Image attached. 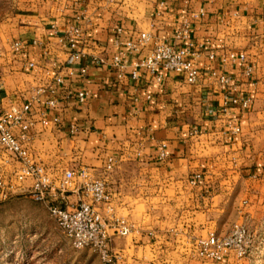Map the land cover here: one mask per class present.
Listing matches in <instances>:
<instances>
[{"label": "crops", "instance_id": "0c3cea01", "mask_svg": "<svg viewBox=\"0 0 264 264\" xmlns=\"http://www.w3.org/2000/svg\"><path fill=\"white\" fill-rule=\"evenodd\" d=\"M183 20L190 22V39L201 46L196 85L161 68L154 76L140 70L131 80L130 66L151 44L136 54L119 47L129 66L121 80L116 70L93 61L110 62L115 40H134L140 33L171 38ZM16 21L0 26L3 51L9 41L23 44L20 53L0 61V108L31 102V157L59 174L87 167L96 175L108 158L116 174L126 162L139 161L136 183L117 179L112 185L114 215L135 230L112 238L111 251L122 253L123 264H206L190 259L191 241L212 227L221 229L227 194L243 176L252 178L247 176L253 169L243 170L239 162L248 152L246 144L231 131L242 130L248 111L225 106L224 100L249 98L250 108L256 102L257 71L264 61V0H61L45 16ZM70 27L80 31L76 62L61 41ZM243 51L255 63L250 78L242 76L239 65L220 61L228 52ZM60 66H73V75L64 74L59 86L53 77ZM79 68H86L83 77ZM212 72L227 77L228 84L218 83ZM80 90L87 93L84 104L64 98ZM49 100L57 107L48 108ZM161 143L164 161L157 159ZM228 159L234 163L225 164ZM196 174L200 179L191 184ZM23 186L28 189L31 182ZM76 200L70 189L65 205Z\"/></svg>", "mask_w": 264, "mask_h": 264}, {"label": "built area", "instance_id": "2783aa9c", "mask_svg": "<svg viewBox=\"0 0 264 264\" xmlns=\"http://www.w3.org/2000/svg\"><path fill=\"white\" fill-rule=\"evenodd\" d=\"M59 3L61 0H53ZM196 18V15H192ZM191 25L188 20H183L178 30L171 38L156 39L148 33L138 34L134 40L120 42L114 41L115 53L110 62L104 58H93L99 65L107 64L116 70L119 80L126 76L129 69L127 63L122 59L119 47H124L132 53L145 52L149 44L150 49L140 60L130 66L129 73L131 80H136L140 70H145L149 75L154 76L158 68L180 75L187 85H196L199 78V71L196 67V60L200 57L201 46L195 45L190 39ZM119 32V30H118ZM80 35L77 28L70 27L64 31L61 41L70 50V58L76 62L80 54L75 52V42ZM23 44L19 40L7 42V52L0 48V61L5 60L6 55L20 53ZM209 61L214 56H207ZM222 64L239 65L242 68V76L250 78L252 67L247 63L246 55L243 52H228L221 60ZM33 68V64H28ZM79 75L83 77L86 68H79ZM73 75V66H60L54 74L53 81L56 85H63V75ZM218 83L228 84L225 76H216ZM157 81L160 77L157 76ZM41 90L37 91V94ZM65 99L74 98L76 103H85L87 93L80 90L74 94L67 93ZM230 103L233 107H239L246 111L250 107L249 98L225 96L224 105ZM55 100L47 101L48 108L57 107ZM31 102L20 105H11L7 111L0 108V203L6 201L16 193H26L33 201L45 205L49 216L52 218L58 230L69 240L74 250H91L98 258L100 264H113V253L110 243L114 237H126L134 229L124 218L114 215L113 195L103 179L96 178L87 169L77 172L72 170L64 171L60 176H55L52 171L33 160L30 155L28 144L30 142L29 130L32 123L29 121ZM74 128H70L73 133ZM235 134L237 128H232ZM165 144L161 143L157 150V159H167ZM115 163L111 158L105 161L103 172L111 173ZM200 179L196 174L190 181L195 184ZM29 180L31 186L25 189L23 183ZM70 189L77 197L76 203L66 206V194ZM55 205H54V204ZM247 231L242 225H234L226 236H218L215 232H207L202 238L193 243V253L199 260L222 263L228 257L242 259L246 254Z\"/></svg>", "mask_w": 264, "mask_h": 264}, {"label": "rangeland", "instance_id": "374dc122", "mask_svg": "<svg viewBox=\"0 0 264 264\" xmlns=\"http://www.w3.org/2000/svg\"><path fill=\"white\" fill-rule=\"evenodd\" d=\"M58 4L53 0H0V26L16 24V20L40 18L50 11H55ZM243 53L250 66L255 64L250 62L245 51ZM261 64L257 71L258 97L251 108L246 110L248 113L243 119L242 130L238 129L235 133L241 134V142L247 145L244 148L247 147L248 152L241 156L239 162L243 170L253 169L247 176L252 178L243 176L227 194L221 229L212 227L204 234L205 236L211 231L220 237L226 236L234 225H242L247 231L246 254L242 259L228 257L222 263L203 261L206 264H264V61ZM224 163L234 162L228 159ZM138 164L139 161L126 162L117 169L116 174H114L116 166L109 174L104 173L102 168L96 175L93 173V176L103 179L111 192L112 185L115 184L113 182H117V179L125 183H136L140 170ZM43 165L55 176L61 175L59 170ZM129 191L137 194L136 188ZM129 224L134 227L133 224ZM217 231H221V234ZM199 238L202 237L194 238L190 243L187 253L190 259H197L192 247L194 241ZM112 253L113 264H123L125 259L122 253ZM0 264H100V262L89 249L74 250L69 240L56 227L45 205L33 201L26 193L18 192L0 204Z\"/></svg>", "mask_w": 264, "mask_h": 264}, {"label": "trees", "instance_id": "16d2710c", "mask_svg": "<svg viewBox=\"0 0 264 264\" xmlns=\"http://www.w3.org/2000/svg\"><path fill=\"white\" fill-rule=\"evenodd\" d=\"M11 198H12V196H11V197H9V198H8V200H9V199H11ZM0 204H1V203H0Z\"/></svg>", "mask_w": 264, "mask_h": 264}]
</instances>
